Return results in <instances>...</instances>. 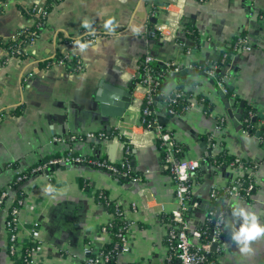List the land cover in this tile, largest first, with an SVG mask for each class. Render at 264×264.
<instances>
[{"label": "crops", "instance_id": "1", "mask_svg": "<svg viewBox=\"0 0 264 264\" xmlns=\"http://www.w3.org/2000/svg\"><path fill=\"white\" fill-rule=\"evenodd\" d=\"M2 1V43L16 40L20 30L33 28L35 19L24 10L46 2ZM191 31L199 38L198 47ZM84 33L98 37L82 43ZM240 36L251 50L235 52L221 69L230 91V95L221 96L209 70L200 71L196 65L211 66ZM174 37V50L166 54L165 46ZM81 44L87 47L81 49ZM19 45L15 51L0 48V191L9 187L19 172L47 158L71 152L86 161L66 163L50 175L35 174L21 186L26 197L20 209L18 236L25 241L30 223L38 224L39 264H85L83 247L100 250L107 244L108 236L101 228L110 220V213L97 202L99 192L123 208L129 224L127 251L116 264H161L167 254L164 238L169 222L165 217L173 214L178 204L173 179L155 143L156 132L142 126L141 105L146 90L140 84L132 86L131 105L120 118L102 116L91 98V90L99 83L128 89L127 83H132L140 60L146 56L153 59L150 65L165 72L164 90L187 83L186 89L201 94L211 105L209 114L199 105L180 115L170 114L165 105H155L156 123L183 147V160L201 162L209 137L214 142L211 156L223 149L228 157L249 162L254 167L247 168L255 189L250 200L229 197L223 201L229 209L226 220L231 217L232 205L240 203L255 210L264 223V148L256 136L244 133L240 121H234L241 103L264 120V0H57L34 42L27 40ZM170 55L174 61H169ZM61 57H76L77 68L70 70L58 62ZM160 61L167 63L166 69L158 66ZM170 67L178 68V72L195 70L205 76L172 80L167 77ZM190 81L193 85L188 84ZM108 88L104 90L112 92ZM219 119L224 124L218 128ZM110 131L118 136L109 138ZM87 134L95 137L88 138ZM121 137L131 148L129 166L135 173L124 181L93 165L102 158L123 164L126 148ZM95 139L100 143L91 141ZM109 140L117 144L113 162ZM243 172L242 166L229 163L200 169L199 182L191 189L196 207L186 217L191 229L202 224L212 208L211 189H223ZM5 216L3 211L0 264H17L7 252ZM190 242L197 245L198 239L190 237ZM250 246L251 254L241 253L224 224L223 244L219 250L215 247L209 251L215 253L209 264H264V237Z\"/></svg>", "mask_w": 264, "mask_h": 264}, {"label": "built area", "instance_id": "2", "mask_svg": "<svg viewBox=\"0 0 264 264\" xmlns=\"http://www.w3.org/2000/svg\"><path fill=\"white\" fill-rule=\"evenodd\" d=\"M206 0H198V2H204ZM36 16L39 18H45L46 13L42 11L41 7L37 8ZM44 23H37V29H40ZM36 37V32H32L30 38L28 39L30 43H33ZM87 39V41H95L98 37L93 33H84L83 36ZM235 47H239L242 51H250L251 47L247 43L245 38H239L235 44ZM226 55H223L222 58L225 59ZM145 67L144 69V79L140 85H142L146 90V99L147 104L152 105L154 104V98L151 95L152 86L155 84L154 79L150 75V69L148 66L153 59L150 56H146L142 61ZM62 63V62H60ZM215 67L209 70L208 74L210 76L213 75ZM175 72H178V68L173 69ZM138 75V73H137ZM136 75V76H137ZM133 77V79L136 78ZM132 79V80H133ZM218 88L222 91L223 94H226V88L222 81L217 82ZM173 93L174 97L171 96ZM163 96L168 99V104L175 103L177 99L184 98L185 93L184 91L178 90H169L163 91ZM172 97V98H171ZM188 105L184 107V111H188L190 108L194 106H199L196 103L195 99L192 97L188 100ZM165 105V104H164ZM170 114H176L173 110H168ZM141 115L143 116H150L152 115V111L148 108H144L141 110ZM248 119L254 116L253 111L248 112L247 114ZM247 121V118L244 119ZM141 122L143 123L144 120L142 119ZM224 120H218V128L221 127ZM150 125L154 126V130L156 132V137H158L161 141V147L165 152V168L169 170V173L173 179L174 183V196L176 198L178 209L171 214L172 215V223L169 224V228L167 234L170 238L175 239L176 247L174 249L173 255L166 254L161 264H169L172 260H176L177 264H204L205 255L209 253V248L212 244L216 243V249L219 250V247L223 244V238L221 234H223V221L226 220L227 213L226 212H219L216 216V223L211 231V239L207 243H201L200 239L202 236V232L197 229H191L190 223L187 221L185 216L186 212L188 211L189 207L195 208L196 204L189 203V196L191 195V189L194 185V178L196 177V173L200 167V161L196 160H179L176 158L175 153L177 150L174 145V140L172 136L167 132H162L161 127L156 123L155 120L150 122ZM241 125V123H240ZM245 134L247 132L244 131ZM248 135V134H247ZM100 137H104V135L99 134ZM98 136V137H99ZM87 137H95L94 134H87ZM79 137H75L77 139ZM81 139V138H79ZM211 139V138H210ZM214 148V144H208L207 149ZM205 158H202V161ZM85 159L79 156L73 155V153L68 152L66 155H62L60 157L51 158L48 161L41 163L37 167H35L32 172L38 171L39 173L48 172L47 175L51 174L50 169L53 168L55 165L60 163H70V164H82L85 163ZM237 163V166H242L240 164V158L234 162ZM94 166L101 168L102 170L107 171L110 174L118 175L119 177L127 178L126 169H128L125 163L119 164L121 168H126L125 170L118 169L113 163H109L107 161H97L93 163ZM243 167V166H242ZM243 174L233 181L230 184L225 186V191L227 192L229 197H238L244 200H250L251 194H247L246 196H240V190L242 189V181L240 180L244 174H248L251 176V171L247 167H243ZM20 180V177L18 178ZM254 184L249 185L247 188V192H249L253 188ZM223 188V189H224ZM10 187H7L0 191V215L3 211H5V219L3 220V227L7 235V252L11 258L15 260L17 263L21 261L20 264H39L36 260V255L38 254L40 244L36 240L37 228L38 224L36 222H31L30 227L27 229L28 237L24 240L19 238L18 230H19V216H20V209L24 205V201H19L18 206H13V198L9 194ZM218 189H211L210 197H215V192ZM243 190V189H242ZM95 194V193H94ZM96 197L99 199H105L106 196L102 194V192L96 193ZM108 200V199H107ZM106 203L103 205L107 210ZM132 209H134V205H132ZM111 219H113L112 214H110V220L101 228V231L108 236L107 243L111 244L112 248L107 251H103L102 248L100 250H94L90 245H86L83 247V254L85 264H116L118 258L121 254L127 251V242H128V228L129 224L126 222V227H122L121 231L115 233V239L117 242L115 243V239L111 238L108 232V228L105 226L108 225L111 228ZM122 220H125L122 217ZM200 224L198 227H200ZM190 237H195L198 239V244L194 245L190 242Z\"/></svg>", "mask_w": 264, "mask_h": 264}, {"label": "trees", "instance_id": "3", "mask_svg": "<svg viewBox=\"0 0 264 264\" xmlns=\"http://www.w3.org/2000/svg\"><path fill=\"white\" fill-rule=\"evenodd\" d=\"M1 1L2 0H0V2ZM56 3H57V0H46V2L42 6H40L42 8V11L46 13V17L51 12L53 5ZM0 10H1V8H0ZM24 11L29 16H31L35 19L34 27L29 29V30H20L17 34V39L14 41H8L6 43H2V41L0 40V48L5 47V48H9L10 51H12V50L15 51L19 46H21V45H19V44H21V42H26L30 38L32 32H36V37H37L39 29H37L36 25L39 22L44 23L46 20V17L45 18H39L38 16H36L37 8H34V7H31L29 9H25ZM190 36L193 38L194 46L198 47L199 46V38L197 37L196 32L191 31ZM242 37L243 36H240V38H242ZM238 39L239 38H236L228 46H226V50L224 51V55H226L225 59L220 57L218 60H215V62L213 64H211V66H209V67H208V65H203V64L202 65H196V67L200 71L211 70L213 67H215V69L213 71V75L210 76V80L214 84H216V82H218V81H222L224 83V75H223L221 69L224 66H227V64L229 63L230 56L233 55L238 50H240L239 47H235V44H236ZM80 41L82 43H84V42H87V39L82 37L80 39ZM58 62H62L70 70H74L78 66L76 57H74V58H70V57L69 58L68 57L62 58L61 57ZM140 62L141 63L139 64L138 75L136 76L135 79L132 80L133 86L141 83L144 79L145 67L143 65L142 60H140ZM148 68L150 69L151 77L155 81V84H153V86H152L153 90L151 92V95L153 98H155V97L157 98V103H159L161 105L165 104V107L167 108V110H169V109L173 110L176 114H179V115L183 114L185 112L184 107L188 105V103H187L188 100L193 97L197 104L202 105L204 107L207 114H209L211 112L210 102L208 100H206V98L204 96H202L201 94H194L191 90L186 89L185 85L187 83L183 84V85H178L175 88V90L184 91V93H185L184 98L177 99L176 102L173 104L172 103L168 104V99L163 96V91H164L163 77L166 76L165 72L159 70L155 64L149 65ZM188 84L193 85L191 81L188 82ZM224 85H225V83H224ZM225 88H226V86H225ZM226 91H227L226 95H230V91L228 88H226ZM171 96L174 97L173 93H171ZM154 106H155V104L148 105L147 99L145 97V99L142 102L141 109L148 108L149 110L152 111V115H150V116L141 115V118L144 120V122L142 123V126L144 128L154 129V126L150 125V122L152 120H156L155 115L153 114ZM250 111H253V110L251 108L247 107L246 105L243 106L242 114L240 117L241 128L243 131L247 132V134L249 136H256L257 139L259 140L260 146H262L264 148V120L260 119L255 114L254 111H253L254 116L252 118L248 119L247 114ZM172 115H175V114H172ZM245 118H247V121H244ZM223 124H224V122H223ZM160 127L162 129V132H166L163 125H160ZM115 136H118V134L115 131H110L109 138H113ZM119 140L124 142V145L126 148V158H125L126 160L124 163L127 165L128 169L121 168V166L119 164H114V165L120 170L126 169L127 178L134 177L135 173L130 169V166H129V162L132 158L131 148L129 147L128 142L125 139H123L121 137ZM206 140H207L206 144H213L214 143L213 140H211L209 137ZM155 143L159 147V150L161 151L162 163H163V166L165 168V160H164L165 152L163 151V149L161 147V141L158 137L156 138ZM174 145H175V148L177 150V153H175L176 158L179 160L183 159V157H182L183 147L181 145H179L178 143H176L175 141H174ZM207 150L211 151V149H207ZM49 159H51V158H47V159L41 161L40 163H38L33 168L19 172L17 175L14 176L12 182L9 185V187H10L9 194L13 198V206H18V202L24 201V199L26 197L25 193L22 191V188H21V186L24 184V182L27 179L33 177L35 174L39 173L38 171L32 172V170L35 167H37L38 165H40L41 163L48 161ZM205 159H206L208 164H210L211 166H214V167H220L222 164H226V163L231 164L232 167L237 166V163H234L237 160V158L228 157L226 155V152L223 149L221 151H219L218 153H216L215 156L205 157ZM97 161H105V159L102 158V159H99ZM240 164L243 167H250L252 169L254 168L253 166H251V164L249 162H246L243 159H240ZM14 166L15 165H12V167H14ZM200 169L201 168L199 167L198 172L196 173V177L193 180L194 183L199 182V180H198L199 178L197 176L200 173ZM165 170L167 172H169L168 169L165 168ZM114 176L118 177V175H114ZM19 177H20V180H18ZM240 180L243 182L242 183V185H243L242 189L243 190L242 189L240 190V196H246L247 194H252V191L255 189V185H253V188L249 192H247V188L249 187V185L253 184L252 176H249L248 174H244ZM225 189L226 188L218 189L215 192V197H213V198L210 197L212 208L208 212L206 219L203 221V225H201L200 227L197 226V229L199 228V230L202 232V236L200 239L201 243H207L211 239V231H212V228L214 227V225L216 223L215 218H216L217 214L219 212H223V211L226 212L227 215L229 214V209L223 205V201L229 198ZM102 194H104L106 196L105 199H99L98 197H95V198L99 204L105 205L106 203H109V205H107V211H108V213L112 214L113 219H111V223H110L111 228L108 225H106L105 227L108 228V232H109V235L111 236V238L115 239V233L121 231V228L123 226L126 227V225H127L126 220H122V217H124V210L119 204L108 199L107 195L104 192H102ZM188 200H189V203H191L193 201L192 195L189 196ZM188 213L189 212L187 211L185 214L186 217L188 216ZM165 219L169 222V224H171L173 222L172 221V215L166 216ZM221 237L223 238V234H221ZM114 241H115V243L117 242L116 239ZM164 245L167 246V249H168L167 254L173 255L174 249L176 247L175 239L170 238L168 235H166L164 238ZM111 248H112L111 244L107 243L102 248V250L107 251V250H110ZM214 254L215 253H213V254L208 253V255L206 254L204 264H209V260L212 259ZM20 262L21 261H18L17 264H20ZM169 264H177V261L172 260V262H170Z\"/></svg>", "mask_w": 264, "mask_h": 264}, {"label": "water", "instance_id": "4", "mask_svg": "<svg viewBox=\"0 0 264 264\" xmlns=\"http://www.w3.org/2000/svg\"><path fill=\"white\" fill-rule=\"evenodd\" d=\"M177 37H174L173 39L170 40L169 44H167L165 46V53L169 54L170 52H172L174 50V44H175V39ZM162 41V39L160 40ZM158 43V40L156 41ZM164 42V41H163ZM241 51V50H238ZM180 52H183V49H180ZM175 58L170 55L169 56V61H174ZM168 61V62H169ZM158 66H160L163 69L167 68V63H164L162 61L157 63ZM186 75H203L205 76V73L202 72H197L195 70H189V69H183L180 72H175L171 67H170V72L167 75V77L169 79L175 80L178 79L179 77H185ZM132 83L128 82L127 83V87L128 89H120V88H108L106 87V85H103L102 83L98 84V88L95 90H91V98L92 101H94V103L96 104V107L99 108L100 113L102 114V116H107L109 118H120L124 115V113L129 110V107L131 105L132 102V98H131V93H130V89L132 88ZM104 88H108L110 89L112 92H106L104 90ZM219 95H223L222 91L220 90ZM154 104L156 105V107H159L160 104L157 103V98H154ZM240 113H237L234 115V121L237 123L240 121V117L242 114V109H243V103L240 104ZM108 130V129H107ZM107 135H109V132H107ZM106 135V136H107ZM92 142H95L96 144H99L101 140L99 139H95V140H91ZM108 147L111 150V162H113V156H114V152L116 150L117 144L115 142H113L112 140L108 141ZM207 150V149H206ZM211 151L207 150L206 154L204 155L205 157H209L211 156ZM208 163L206 161V159H204L203 161L200 162V167L202 168L203 166L207 167ZM66 166V163H60L58 165H55L53 168L50 169V171H53L55 168H62ZM131 166H133V162H131ZM45 174H48V172H45ZM118 179L120 181H124L127 179H124L122 177H118ZM194 204V201L191 202V205ZM192 210L191 207H189L188 211L190 212ZM195 210H201L200 209H195ZM217 246L216 243L212 244L209 248L210 252H213L215 247Z\"/></svg>", "mask_w": 264, "mask_h": 264}, {"label": "clouds", "instance_id": "5", "mask_svg": "<svg viewBox=\"0 0 264 264\" xmlns=\"http://www.w3.org/2000/svg\"><path fill=\"white\" fill-rule=\"evenodd\" d=\"M80 47L84 49L87 45L81 44ZM223 223L230 232V240L243 254H251L253 251L251 243L264 237V223L261 222L257 212L247 205L234 203L230 219Z\"/></svg>", "mask_w": 264, "mask_h": 264}]
</instances>
